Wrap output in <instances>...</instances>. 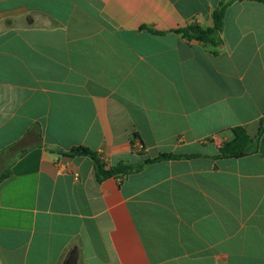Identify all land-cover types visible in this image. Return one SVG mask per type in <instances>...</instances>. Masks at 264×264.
Returning a JSON list of instances; mask_svg holds the SVG:
<instances>
[{
  "label": "crops",
  "instance_id": "1",
  "mask_svg": "<svg viewBox=\"0 0 264 264\" xmlns=\"http://www.w3.org/2000/svg\"><path fill=\"white\" fill-rule=\"evenodd\" d=\"M220 2L0 0V264H264V134L215 158L264 116V3L228 6L217 54L175 32ZM80 146L194 157L98 181Z\"/></svg>",
  "mask_w": 264,
  "mask_h": 264
},
{
  "label": "trees",
  "instance_id": "2",
  "mask_svg": "<svg viewBox=\"0 0 264 264\" xmlns=\"http://www.w3.org/2000/svg\"><path fill=\"white\" fill-rule=\"evenodd\" d=\"M242 0H221L219 6L215 9L212 15L213 26L203 28L197 23L190 24L184 28L177 29L175 32L182 35L188 41H195L210 45L215 49L213 54H217V49L223 44L222 33L225 24V15L228 6L235 2ZM264 3V0H253ZM154 33V31H151ZM233 137L229 141H225L219 147L217 159L228 158H242L256 154L259 149V142L264 134V116L260 121L259 130L256 136L251 137L244 128L235 127L232 129ZM68 157L86 156L93 160L95 173L98 181H102L108 177L117 174L130 175L138 173L144 169L148 164L157 163L163 160L177 159V158H192L194 156L162 154L155 158H147L138 164L120 163L114 167L106 168L105 163L100 159L99 155L86 147H73L68 152H63ZM10 171L7 172V175Z\"/></svg>",
  "mask_w": 264,
  "mask_h": 264
},
{
  "label": "built area",
  "instance_id": "3",
  "mask_svg": "<svg viewBox=\"0 0 264 264\" xmlns=\"http://www.w3.org/2000/svg\"><path fill=\"white\" fill-rule=\"evenodd\" d=\"M140 150H143V149H142V146H140Z\"/></svg>",
  "mask_w": 264,
  "mask_h": 264
}]
</instances>
